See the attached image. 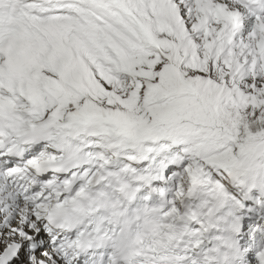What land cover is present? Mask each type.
I'll use <instances>...</instances> for the list:
<instances>
[{
	"label": "snow or ice",
	"instance_id": "snow-or-ice-1",
	"mask_svg": "<svg viewBox=\"0 0 264 264\" xmlns=\"http://www.w3.org/2000/svg\"><path fill=\"white\" fill-rule=\"evenodd\" d=\"M0 264H264V0H0Z\"/></svg>",
	"mask_w": 264,
	"mask_h": 264
}]
</instances>
